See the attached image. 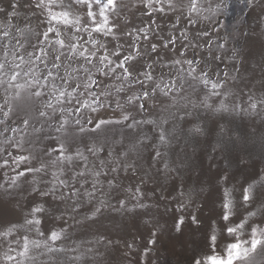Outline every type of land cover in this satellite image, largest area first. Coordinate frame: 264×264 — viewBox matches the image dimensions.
<instances>
[{
  "label": "snow or ice",
  "instance_id": "1",
  "mask_svg": "<svg viewBox=\"0 0 264 264\" xmlns=\"http://www.w3.org/2000/svg\"><path fill=\"white\" fill-rule=\"evenodd\" d=\"M4 2L0 0V4ZM204 3L205 0H187L181 8L175 0H133V9L146 10L150 19L143 26L128 30L122 29L126 18L121 23L117 22L122 7L119 0H6V7H0V14L14 17L18 7H26L31 15L38 17L41 26L40 31L33 32L34 43L27 39L24 43L18 39L13 43L9 31L0 33L7 41L0 43V125L12 121L11 126L0 130V136L8 132L14 134L6 136L0 147V169L8 168L15 173L9 178L8 187L17 186L21 178L31 174L32 180L27 181L31 193L41 198L51 196L60 201H72L67 207L76 212L81 208L80 189H84L83 195L91 204L100 184L98 178L102 174L107 175L105 169L113 173L121 169L136 171L135 161L130 162L128 157L150 138L141 135L116 153L112 144L123 145L124 138L111 141L108 132L113 125L135 131L144 124L156 126L157 121L136 119L127 110L128 106L140 113H147L149 108L161 111L187 109L189 105L208 109L213 108L210 103L212 98L223 95L224 99L213 110L228 111L229 105L225 101L230 93L221 91L226 79H219L220 72L215 73L218 79H211V64L198 71L201 59L186 58L189 49L204 48H207L209 61L223 58L220 54L213 55L214 43L208 38L209 31H199L192 36L187 28H181L179 35L176 34L182 17L188 24L195 25L197 20L194 17H200L205 11L212 15L222 14L229 6L228 0H207V8ZM241 3L251 8L256 0H241ZM8 8L12 11H7ZM152 13L173 14L174 23L166 36L162 34V26L151 19ZM202 18L208 20L211 17ZM201 37L208 38L206 43H200ZM178 41L180 49L177 52ZM28 47L32 50L28 51ZM217 47L222 50L225 44ZM235 55L236 50L233 49V56L228 59L234 60ZM157 67L169 71L157 76ZM222 75L227 78L229 73L224 70ZM189 79L195 83L188 84ZM105 80L112 82L105 83ZM196 84L207 90L199 100L194 95ZM186 85L192 88L191 93L186 91ZM127 92L131 94L125 95L121 102L119 94ZM113 95H116L114 107L109 99ZM248 99L247 108L236 104L233 110L256 112L258 107L264 106V97L255 99L249 96ZM109 109L114 113L112 116H108ZM190 115L191 112L186 111L180 119ZM167 123L168 119H161V126L156 127L158 141L152 145L153 160L167 155L160 150L161 146L167 147L171 143L170 133L162 127ZM189 131L199 134L202 130L195 125ZM41 133H44L43 141L48 144L39 148L37 154L35 146L41 140ZM33 134H36L35 139ZM10 149L16 150V154ZM50 166L52 180L44 182L37 179V174L46 173ZM164 169H168L166 161ZM66 171L71 172L70 179L61 178ZM88 175L93 178L90 190L85 188ZM220 179L227 181L228 175L224 174ZM76 183L80 184V188L74 186ZM42 184L48 186L42 188ZM108 184L112 186L114 180H108ZM236 191L240 193L245 213L235 223L232 222L235 215L233 189L225 188L223 191L221 220L225 222L224 232L229 242L217 253L214 228L209 238L212 254L197 258L195 264H264V168ZM136 192H140L139 187ZM124 203L120 201L121 206ZM104 207L107 204L100 200L85 219L95 218ZM45 212L44 204L36 203L23 224H8L0 230V237L7 238L25 226H29V230L35 227L40 235H44L39 231V225L40 216ZM257 217L260 219L257 220ZM192 219L196 222L195 216ZM182 223L183 217L176 225L178 231ZM63 231L52 230L48 239L53 242L60 240ZM22 241V251L18 253L20 257H28L30 245L41 247L39 241L29 240L26 235ZM149 243H155V240ZM44 246L49 252L55 250L48 246L47 240ZM3 259L14 261L16 256L6 254Z\"/></svg>",
  "mask_w": 264,
  "mask_h": 264
},
{
  "label": "rangeland",
  "instance_id": "2",
  "mask_svg": "<svg viewBox=\"0 0 264 264\" xmlns=\"http://www.w3.org/2000/svg\"><path fill=\"white\" fill-rule=\"evenodd\" d=\"M175 2L182 8L187 0ZM119 3L122 7L117 22L121 23L126 18L122 29L130 30L149 21L146 10L133 9V0H119ZM228 4L227 10L222 14L212 15L205 11L200 17H194L197 20L195 25L188 24L182 17L176 34L179 35L181 28H187L192 36L199 31H209L208 38L214 43L213 55L220 54L223 58L220 61H209L207 48L189 49L186 58L201 59L202 62L197 65L198 71L211 64V79H218L216 72L221 73L219 79H226L221 91L230 93L225 101L229 110H213L224 99L223 95L212 98L210 103L213 108L208 109L192 108L189 105L187 109L161 111L149 108L147 113H140L128 106L127 110L136 119L157 121L156 126L144 124L135 131L113 125L108 132L111 141L124 138L123 145L112 144L116 153L141 135L150 138L138 147L136 153L128 157L130 162L135 161L136 171L125 172L121 169L113 173L105 169L107 175L102 174L98 178L100 184L97 185L96 198L91 204L83 195L84 189H80L81 208L76 212H71L67 207L72 201H60L51 196L41 198L38 194L31 193L27 183L33 178L31 174H26L17 186L9 188V178L15 173L8 168L0 169V185H3L0 187V230L8 224H23L36 203H42L46 208V212L40 216L39 225V231L44 235H40L35 227L29 230V226H25L18 228L7 238L0 237V264H195L197 258L212 254L209 238L214 228L217 235L216 252L222 251L229 242L224 232L225 222L221 220L224 189H233L235 215L232 222H238L245 213V208L241 205L240 193L236 189H240L264 168V106L258 107L256 112L233 110L236 104L247 108L249 96L255 99L264 97V0H256L255 6L251 8L241 3V0H228ZM0 7H6V0ZM204 7H208L207 0ZM7 11L12 9L8 8ZM16 12L14 17L0 14V33L9 31L13 43L17 39L21 43L26 39L34 43L33 32L41 30L38 17L31 15L26 7H18ZM203 16L211 18L205 20ZM151 19L162 26V34L165 36L174 23L172 13H152ZM98 38L110 40L108 37ZM208 38L201 37L200 43H206ZM5 42L7 41L0 35V43ZM221 43L225 44L222 50L217 47ZM179 49L178 41L177 52ZM233 49L236 50L235 59L230 60L228 58L233 56ZM27 50L32 49L28 47ZM224 70L229 73L227 78L222 75ZM168 71L157 67L155 74L159 76ZM187 83L195 82L189 79ZM196 87L194 95L199 100L207 90L198 84ZM186 91L191 93L192 88L186 85ZM127 94L131 93L119 94L121 102ZM109 99L114 107L116 95ZM186 111L191 112V115L181 120L180 116ZM113 114L112 109H109L108 116ZM161 119H168V123L162 127L166 133H170L171 143L167 147H160L167 155L153 160L152 145L158 141L156 127L161 126ZM11 125L12 121H8L5 125H0V130ZM195 125L201 128V133L189 131ZM10 135L14 134L8 132L0 136V147L3 146L5 137ZM39 135L41 140L35 146L37 154L39 148L48 144L43 141L44 133ZM35 136L33 134L32 138L35 139ZM10 150L16 154V150ZM92 160L90 157V161ZM165 161L168 169H164ZM89 166H92L91 163ZM224 174L228 175L227 181L220 179ZM70 176L71 172L66 171L61 178L70 179ZM86 178L88 184L85 188L90 190L93 178L90 175ZM37 179L51 181V166L46 173L37 174ZM108 180H114V184L109 186ZM47 186L41 185L42 188ZM74 186L80 188L79 183ZM137 187L140 188L139 193L136 192ZM63 191L67 192L68 189ZM100 200H104L107 207L95 218L85 219ZM121 200L125 202L123 206L120 204ZM182 204L183 208L180 207ZM193 216L196 217V222H193ZM181 217L183 223L178 231L176 225ZM61 229L64 231L60 240L53 242L48 239L52 230ZM25 235L29 240L39 241L41 247L30 245L28 257H20L18 253L22 251V237ZM153 239L155 243H149ZM45 240L54 251L47 250ZM6 254L16 256V260L5 261L3 258Z\"/></svg>",
  "mask_w": 264,
  "mask_h": 264
}]
</instances>
